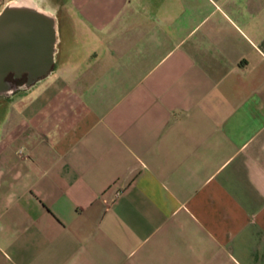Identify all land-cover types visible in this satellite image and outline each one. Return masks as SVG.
I'll return each instance as SVG.
<instances>
[{
    "label": "crops",
    "instance_id": "obj_1",
    "mask_svg": "<svg viewBox=\"0 0 264 264\" xmlns=\"http://www.w3.org/2000/svg\"><path fill=\"white\" fill-rule=\"evenodd\" d=\"M32 1L55 54L0 99V264H264V0Z\"/></svg>",
    "mask_w": 264,
    "mask_h": 264
},
{
    "label": "water",
    "instance_id": "obj_2",
    "mask_svg": "<svg viewBox=\"0 0 264 264\" xmlns=\"http://www.w3.org/2000/svg\"><path fill=\"white\" fill-rule=\"evenodd\" d=\"M56 44L55 16L32 0L8 2L0 11V99L16 90H27L47 76ZM26 75L15 87L5 78Z\"/></svg>",
    "mask_w": 264,
    "mask_h": 264
},
{
    "label": "flooded vegetation",
    "instance_id": "obj_3",
    "mask_svg": "<svg viewBox=\"0 0 264 264\" xmlns=\"http://www.w3.org/2000/svg\"><path fill=\"white\" fill-rule=\"evenodd\" d=\"M26 80H27V78H22V79H20L19 81H16V83H17V82L21 83V82H24V81H26Z\"/></svg>",
    "mask_w": 264,
    "mask_h": 264
}]
</instances>
